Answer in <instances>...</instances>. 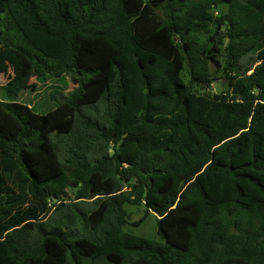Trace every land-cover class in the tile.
Masks as SVG:
<instances>
[{
  "label": "trees",
  "instance_id": "16d2710c",
  "mask_svg": "<svg viewBox=\"0 0 264 264\" xmlns=\"http://www.w3.org/2000/svg\"><path fill=\"white\" fill-rule=\"evenodd\" d=\"M130 1L0 0V264H264V0Z\"/></svg>",
  "mask_w": 264,
  "mask_h": 264
},
{
  "label": "rangeland",
  "instance_id": "374dc122",
  "mask_svg": "<svg viewBox=\"0 0 264 264\" xmlns=\"http://www.w3.org/2000/svg\"><path fill=\"white\" fill-rule=\"evenodd\" d=\"M133 2L134 4H131L132 1H130V8L135 24L141 17H146L149 21L155 20L157 13L151 4L146 3L144 0H135ZM12 75L13 70L10 66L0 73V96L2 98H6L4 88ZM223 81L221 80L218 83L219 87L216 84L213 85V88L215 87L217 90H220ZM74 88L75 84L71 76H65L61 79L52 78L47 81L38 80L36 77H33L27 87L17 94V100L34 106L38 112H46L56 106V100L60 92L68 94ZM63 199L69 201L75 200V190L71 188L67 189L63 194ZM88 206L89 208H94L95 204H89ZM128 210L130 212V224L125 226L126 231L140 237L159 238L158 218L154 212H150L142 224L136 226L132 223L144 216L146 208L143 205H128Z\"/></svg>",
  "mask_w": 264,
  "mask_h": 264
}]
</instances>
